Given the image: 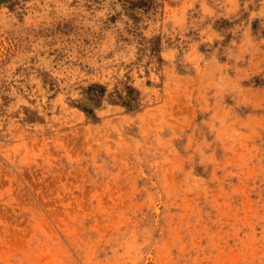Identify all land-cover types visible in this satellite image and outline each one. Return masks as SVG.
<instances>
[{
    "label": "rangeland",
    "instance_id": "obj_1",
    "mask_svg": "<svg viewBox=\"0 0 264 264\" xmlns=\"http://www.w3.org/2000/svg\"><path fill=\"white\" fill-rule=\"evenodd\" d=\"M0 264H264V0H0Z\"/></svg>",
    "mask_w": 264,
    "mask_h": 264
},
{
    "label": "trees",
    "instance_id": "obj_2",
    "mask_svg": "<svg viewBox=\"0 0 264 264\" xmlns=\"http://www.w3.org/2000/svg\"><path fill=\"white\" fill-rule=\"evenodd\" d=\"M92 88H93V87H92ZM90 89H91V88H90ZM102 93H103V92L100 91V90H96V91L94 92L95 95H99V96L102 95Z\"/></svg>",
    "mask_w": 264,
    "mask_h": 264
}]
</instances>
